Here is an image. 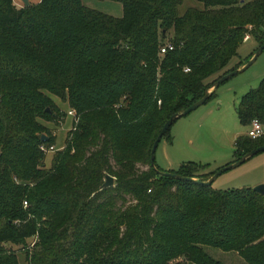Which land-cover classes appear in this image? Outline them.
Here are the masks:
<instances>
[{"label": "trees", "instance_id": "trees-1", "mask_svg": "<svg viewBox=\"0 0 264 264\" xmlns=\"http://www.w3.org/2000/svg\"><path fill=\"white\" fill-rule=\"evenodd\" d=\"M117 1L121 16L81 0H0V264H20L6 242L26 264H226L205 245L264 264V194L150 164L164 121L241 64L228 67L244 35L264 42V0H199L182 13L183 0ZM59 102L77 120L64 147L44 151ZM236 111L264 124V76ZM261 144L264 134H239L235 159Z\"/></svg>", "mask_w": 264, "mask_h": 264}, {"label": "rangeland", "instance_id": "rangeland-1", "mask_svg": "<svg viewBox=\"0 0 264 264\" xmlns=\"http://www.w3.org/2000/svg\"><path fill=\"white\" fill-rule=\"evenodd\" d=\"M30 4L39 0H29ZM86 6L103 12L121 16L122 4L117 0H81ZM17 6H23L22 0H14ZM188 6L201 7L199 0H183L178 6L182 13ZM251 28V25H248ZM172 31L166 34L165 41ZM249 34V33H248ZM253 36L243 39L237 47L236 55L231 58L228 67L238 62L245 63L258 46ZM241 66V65H239ZM238 66V67H239ZM236 68V67H235ZM264 76V48L256 58L243 70L222 81L214 94L185 115L178 117L169 127L168 133L161 137L155 152V163L159 167L176 168L184 162L196 163L198 174L216 171L222 166L235 160L234 140L239 134L247 133L248 124H243L238 118L236 105L241 96L252 88H256ZM65 111L56 123L45 121L54 137L55 147H64V140L70 128L77 120L76 111L66 112L69 106L66 102H59ZM44 134V133H43ZM59 148V149H60ZM47 162L51 152H47ZM49 164V163H48ZM139 168H146V164L137 163ZM195 171V170H194ZM264 184V150L248 157L240 164L222 171L212 182L211 186L218 189H229ZM31 241V240H30ZM5 246L16 249L20 264H26L24 250L21 244L6 242ZM205 250L226 264H250L236 251L223 250L219 247L205 245ZM178 259H182L178 257Z\"/></svg>", "mask_w": 264, "mask_h": 264}, {"label": "water", "instance_id": "water-1", "mask_svg": "<svg viewBox=\"0 0 264 264\" xmlns=\"http://www.w3.org/2000/svg\"><path fill=\"white\" fill-rule=\"evenodd\" d=\"M23 4L29 5L30 1L29 0H22ZM264 48V42L260 45L257 46V48L254 50L252 56L245 62L243 63L241 66L236 67L234 69H231L230 71H227L226 73H223L221 76H219L217 79H215L212 84L206 88L204 94L197 99L196 101L192 102L191 104H189L187 107H185L184 109L180 110V111H176L174 113H172L162 124L161 128L159 129L153 143H152V147H151V151H150V164L152 165V167L159 173L161 174H167V175H174L178 178H182V179H188V180H194L197 182H202L205 183L207 185L211 184V182L224 170L231 168L233 166H236L238 164H240L241 162L245 161L248 157H250L251 155L257 153L258 151L264 150V144L258 145L257 147L247 151L245 154H243L241 157H239L238 159H235L234 161H231L230 163H227L226 165L222 166L221 168L217 169L215 172H213L206 180H200L198 178L195 177H191V176H184V175H180L178 173H174V172H170L167 170H160L159 168L156 167L155 165V159H154V152L156 149V146L159 142V140L161 139L162 135L166 132V130L170 127V125L180 116L187 114L188 112H190L191 110H193L194 108L198 107L200 104H202L209 96V94L211 93V91L215 90L216 87L225 79H227L228 77L236 74L237 72L243 70L244 68H246L255 58L256 56L259 54V52ZM47 136L45 134L41 135V139H46ZM114 177L112 175H110L109 173L105 174V180L102 183V186H108L111 185L113 183ZM253 189L261 194H264V184L263 183H258L256 184Z\"/></svg>", "mask_w": 264, "mask_h": 264}, {"label": "built area", "instance_id": "built-area-1", "mask_svg": "<svg viewBox=\"0 0 264 264\" xmlns=\"http://www.w3.org/2000/svg\"><path fill=\"white\" fill-rule=\"evenodd\" d=\"M249 34L246 33L244 35V39L248 38ZM173 45L171 43H166L160 46V51L163 52L165 51L167 48H172ZM188 68L186 67L185 70H187ZM68 113H74V109L70 108L67 110ZM247 134L250 135L251 137H257L260 136L262 134H264V124L256 117H254L250 123H249V129L247 131ZM40 148L44 151H53L57 148L60 147H55L54 144H50V145H45L44 143L40 144Z\"/></svg>", "mask_w": 264, "mask_h": 264}, {"label": "crops", "instance_id": "crops-1", "mask_svg": "<svg viewBox=\"0 0 264 264\" xmlns=\"http://www.w3.org/2000/svg\"><path fill=\"white\" fill-rule=\"evenodd\" d=\"M242 64H243V63H242ZM242 64H240V65H242ZM161 168H163V167H161ZM169 168H172V167L167 166V167H165L164 169H169Z\"/></svg>", "mask_w": 264, "mask_h": 264}]
</instances>
